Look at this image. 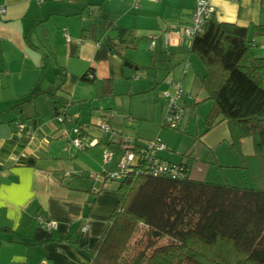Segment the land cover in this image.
Masks as SVG:
<instances>
[{
  "label": "crops",
  "instance_id": "0c3cea01",
  "mask_svg": "<svg viewBox=\"0 0 264 264\" xmlns=\"http://www.w3.org/2000/svg\"><path fill=\"white\" fill-rule=\"evenodd\" d=\"M196 4L197 0H142L138 6L133 0H0L6 8L5 14H0V264H91L95 243L119 200L114 182L104 184V170L113 169L116 161L108 165L102 161L104 152H117L118 145L101 134L100 121L92 115L104 118L107 112H116L111 101L117 103L130 94L155 91L160 83L149 80L160 69H164V84L172 79L185 91V129L193 118L204 117V128L197 132L206 154L202 161L206 163L213 155L214 163L222 167L211 164L223 175V179L209 182L254 185L250 170L236 168L240 158L231 148L227 122L205 131L213 102L205 100L200 78L206 70L190 52L192 41L171 34L170 43L164 42L163 35L172 24L190 22ZM212 5L220 22L251 29L261 26L262 32L253 39L264 44L260 0H212ZM65 34L71 38L69 42ZM156 34L162 37L150 51V38ZM258 51L264 55L262 49ZM150 65L155 66L154 72L138 70ZM62 70L66 80L56 93ZM140 73L149 80L139 84ZM89 74L93 75L91 80L85 78ZM106 80H111L113 88L108 96L103 95ZM168 89L174 90L170 84ZM37 90L55 92L58 100H66L70 105L62 111L75 120L74 125L83 126L91 139L97 138L98 144L85 151L73 146L71 130L58 122L50 98L41 94L30 99L31 92ZM17 104L19 107L13 109ZM163 105L162 100L161 111ZM158 115L142 107L128 114L117 111L111 124L122 134L132 132L133 138L146 142L151 136L145 132L147 123L142 121L157 118L161 124L163 114ZM33 118L37 120L29 138L19 140L15 134L17 124ZM249 139L241 141L245 155L253 154ZM224 145L236 156H227L228 161L221 162L223 154L218 150ZM164 152L172 155L168 146L160 155ZM194 153L190 147L177 162L192 159L191 178L208 181L191 175L199 162ZM29 157L35 158L33 167L19 164ZM162 157L171 161L169 156ZM226 171H232L234 178L226 177ZM39 216L55 221L57 227L45 228ZM81 237L88 240L85 245L80 244Z\"/></svg>",
  "mask_w": 264,
  "mask_h": 264
},
{
  "label": "trees",
  "instance_id": "16d2710c",
  "mask_svg": "<svg viewBox=\"0 0 264 264\" xmlns=\"http://www.w3.org/2000/svg\"><path fill=\"white\" fill-rule=\"evenodd\" d=\"M261 30L214 16L192 38L190 49L205 67L200 83L205 100L213 102L205 131L227 122L231 148L240 158L236 168L250 170L254 185L192 179V159L183 162L187 176L181 178L128 171L117 181L119 200L95 243L91 264H264V55L256 52L260 44L253 39ZM138 70L154 72L155 66ZM63 73L57 77L56 93L66 80ZM55 92L37 90L30 99L46 94L55 117L67 116L62 109L70 104L58 100ZM112 93V82L106 80L103 95ZM33 119L23 120L27 130L16 127L19 140L27 141V131L35 128ZM245 138L252 140V155L242 151ZM19 164L33 167L35 158Z\"/></svg>",
  "mask_w": 264,
  "mask_h": 264
},
{
  "label": "built area",
  "instance_id": "2783aa9c",
  "mask_svg": "<svg viewBox=\"0 0 264 264\" xmlns=\"http://www.w3.org/2000/svg\"><path fill=\"white\" fill-rule=\"evenodd\" d=\"M135 6H138L142 0H133ZM157 2L159 0H148ZM237 1V0H233ZM261 1V6L264 9V0ZM6 8L4 5H0V14H5ZM215 7L212 5V0H197L196 7L193 10L192 17L189 23L185 25L172 24L168 30L164 33L163 38L165 45L170 43V35L175 34L179 38H192L201 33L207 22L215 16ZM67 41L71 38L68 34H65ZM162 35L156 34L151 36L149 42V50L154 51L157 47L158 40ZM259 47L264 51V44H260ZM89 78H93L92 74L88 75ZM170 85L173 86V91H165L161 96L163 104L166 106V112L163 115L161 125L162 127H168L173 129H180L186 114V107L184 105L185 91L179 82L172 79L167 80ZM112 116H105L98 125L101 134L107 136L110 142L117 144L122 152V155L116 163L115 167L111 170H104V184L109 185L112 182H117L126 176L128 171H134L140 175H153L162 177L181 178L187 176V170L183 162H172L160 155V152L166 149V145L160 139L149 140L146 142H139L133 137L124 136L121 132L113 128L111 121ZM57 120L61 124H68L73 122L69 116L59 115ZM19 132L27 130V126L23 122L17 124ZM32 130H28V134ZM70 143L80 150H87L98 144L97 138H92L88 135L83 126L75 125L71 130ZM108 151L103 154V163L108 165L113 159L109 155ZM39 222L44 225L45 228L52 230L57 227L55 221L46 220L43 216H39ZM87 226L83 228L86 232ZM46 264V263H42Z\"/></svg>",
  "mask_w": 264,
  "mask_h": 264
},
{
  "label": "rangeland",
  "instance_id": "374dc122",
  "mask_svg": "<svg viewBox=\"0 0 264 264\" xmlns=\"http://www.w3.org/2000/svg\"><path fill=\"white\" fill-rule=\"evenodd\" d=\"M259 41H261L262 39L259 38ZM257 52H259L258 50H261L259 47L256 48ZM164 69H160L157 73V76L155 78H150V80L148 78H146L147 76L143 75L142 73H140L142 79L139 82V84H143L146 80H149V82L151 81V83L154 84L158 82L160 83L157 87V89L155 91H151V93H146L143 95H127L126 98H121L119 102H114L111 101V106H115L116 112L117 111H123L124 114H128L130 111L134 110V109H140L141 107L144 108L145 112H156L158 115V117H161V114L164 115V113L166 112V106L163 105V111H161V101L162 99H159V101L157 103H154L155 99L158 98V96L163 95V93L165 91H168V81L167 79L165 80V84L163 83V77L165 76L164 74ZM170 78V77H168ZM58 82L56 83L58 85ZM56 85V86H57ZM157 100V99H156ZM152 105V106H149ZM140 107V108H138ZM84 108H87L86 106H84ZM95 110V109H94ZM199 110H203V107ZM116 112H112L109 111L107 112L106 115L108 116H112L114 119V116L116 114ZM198 112V111H197ZM85 113V111L83 112ZM96 113H94L92 115L93 119L97 120V121H102L103 118L100 119V116L96 117ZM186 116V114H185ZM152 117V116H150ZM158 119L156 118V120L151 121L150 120L147 121H142L143 123H147L145 125V132L151 136L150 140H154V139H160L165 145L168 146L169 149H171V154L169 155L167 153H161L162 156H169V158H171L172 162H177L180 159V154L186 152L190 147L191 149H193V151H195V155L198 157L199 156V162H196L194 167H193V171H192V176L196 177L198 179H206L208 181H217V179L221 180L222 176L221 173L218 171V169H216L214 167L213 164L215 157L213 155H210L207 162L204 163L202 160L204 159V156L206 155L204 153L203 150V145L201 143V138L202 136L199 135V137L197 138V132L200 131L201 129L204 128V117L201 115L200 117L193 118L192 120H190L188 126L185 129V125L183 123V125L181 126L180 129H173V128H168V127H162L160 123L157 122ZM75 120L73 119L72 123H68V128L70 130L73 129ZM98 122V123H100ZM138 125V124H137ZM93 126V125H92ZM95 127L96 124H94ZM93 126V127H94ZM144 126V125H143ZM136 132L139 133L140 136H142L141 134V130L138 129V127L136 126L135 128ZM140 130V131H139ZM139 131V132H138ZM202 131V130H201ZM68 133V132H67ZM132 133V132H131ZM131 133L127 132L126 134H124V136L127 137H132L133 134L131 135ZM251 141V139H249ZM166 146V147H167ZM247 145H245V148L247 150ZM118 151H108L110 154V157L113 159V162L116 161V163H118L122 152L119 149V147L117 146L116 148ZM173 151V152H172ZM219 154H223V156H220V160L221 162L224 161H228L226 158L227 156H236V153H232L229 148L227 146H223L221 149L218 150ZM224 157V158H222ZM227 176L229 178H234V173L232 171H226ZM223 179V178H222ZM113 183V182H112ZM111 183V184H112ZM112 186H118V183H113Z\"/></svg>",
  "mask_w": 264,
  "mask_h": 264
},
{
  "label": "water",
  "instance_id": "95a60500",
  "mask_svg": "<svg viewBox=\"0 0 264 264\" xmlns=\"http://www.w3.org/2000/svg\"><path fill=\"white\" fill-rule=\"evenodd\" d=\"M128 66H132V64H128ZM97 188H98V187H97ZM79 241H80V244H81V245H85V244L87 243L88 240H87L86 238H84V237H81Z\"/></svg>",
  "mask_w": 264,
  "mask_h": 264
}]
</instances>
